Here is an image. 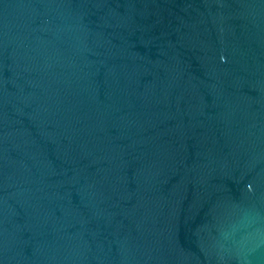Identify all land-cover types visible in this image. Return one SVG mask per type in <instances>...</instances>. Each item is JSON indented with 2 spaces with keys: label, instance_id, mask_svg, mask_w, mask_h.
<instances>
[{
  "label": "water",
  "instance_id": "1",
  "mask_svg": "<svg viewBox=\"0 0 264 264\" xmlns=\"http://www.w3.org/2000/svg\"><path fill=\"white\" fill-rule=\"evenodd\" d=\"M0 264H264V0H0Z\"/></svg>",
  "mask_w": 264,
  "mask_h": 264
}]
</instances>
